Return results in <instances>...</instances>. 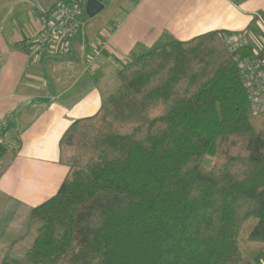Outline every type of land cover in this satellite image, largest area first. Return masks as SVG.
<instances>
[{
  "label": "trees",
  "instance_id": "obj_1",
  "mask_svg": "<svg viewBox=\"0 0 264 264\" xmlns=\"http://www.w3.org/2000/svg\"><path fill=\"white\" fill-rule=\"evenodd\" d=\"M229 32L130 55L63 132L67 174L32 208L28 248L0 264H247L264 250V110L237 66L254 50H230Z\"/></svg>",
  "mask_w": 264,
  "mask_h": 264
},
{
  "label": "crops",
  "instance_id": "obj_2",
  "mask_svg": "<svg viewBox=\"0 0 264 264\" xmlns=\"http://www.w3.org/2000/svg\"><path fill=\"white\" fill-rule=\"evenodd\" d=\"M11 7L0 28V140L9 145L0 153V262L25 252L21 241L32 208L53 196L67 174L59 162L63 132L99 109L132 53L163 35L187 40L216 29L243 31L253 49L264 41V0H120L111 23L99 31L84 23L69 37L67 52L46 47L33 53L26 41L43 33L45 20L24 0ZM110 28L88 68L91 48ZM247 264H264V250Z\"/></svg>",
  "mask_w": 264,
  "mask_h": 264
},
{
  "label": "built area",
  "instance_id": "obj_3",
  "mask_svg": "<svg viewBox=\"0 0 264 264\" xmlns=\"http://www.w3.org/2000/svg\"><path fill=\"white\" fill-rule=\"evenodd\" d=\"M81 5V0H60L56 4L52 17L45 21L43 33L36 39L26 41L33 53H38L46 47H50L59 53L67 52L69 37L84 26L81 17ZM112 30L113 28L108 29L104 37L91 48L86 59L88 68L93 66L95 58ZM222 39L232 51L241 45H249L243 31L224 33ZM253 50V55L239 57L237 66L252 110L259 112L264 110V41ZM0 143H3L2 139ZM6 146L9 147V145Z\"/></svg>",
  "mask_w": 264,
  "mask_h": 264
},
{
  "label": "rangeland",
  "instance_id": "obj_4",
  "mask_svg": "<svg viewBox=\"0 0 264 264\" xmlns=\"http://www.w3.org/2000/svg\"><path fill=\"white\" fill-rule=\"evenodd\" d=\"M14 0H0V8L3 10L2 15H0V28L5 26L4 23L1 24V19H3L4 13L8 10L10 12L11 2ZM25 8L32 9L36 15L42 20H47L52 17L53 12L55 11V7L58 0H24ZM55 1V3H54ZM81 10H82V20L85 23L87 29H92L94 31L103 30L106 24L111 23L118 12L120 0H104V7L94 16L90 17L86 13V2L87 0H81ZM10 4V5H9ZM3 7H2V6ZM39 11H44L43 14H39ZM85 26H83L85 28ZM115 87L118 86V79L115 77ZM112 84V80L110 81ZM114 87V88H115ZM37 223L29 224V232L27 233V237L21 241V245L23 246V250H26L31 243L33 236L35 235V228ZM25 246V247H24ZM23 253H16V257L21 256Z\"/></svg>",
  "mask_w": 264,
  "mask_h": 264
},
{
  "label": "water",
  "instance_id": "obj_5",
  "mask_svg": "<svg viewBox=\"0 0 264 264\" xmlns=\"http://www.w3.org/2000/svg\"><path fill=\"white\" fill-rule=\"evenodd\" d=\"M103 8V0H87L86 2V13L92 17L97 14Z\"/></svg>",
  "mask_w": 264,
  "mask_h": 264
}]
</instances>
